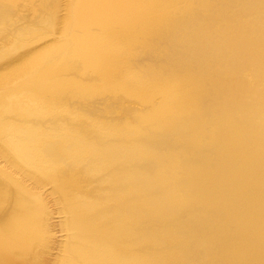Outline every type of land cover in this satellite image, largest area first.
Here are the masks:
<instances>
[{
  "label": "bare ground",
  "instance_id": "1",
  "mask_svg": "<svg viewBox=\"0 0 264 264\" xmlns=\"http://www.w3.org/2000/svg\"><path fill=\"white\" fill-rule=\"evenodd\" d=\"M0 264H264V0H0Z\"/></svg>",
  "mask_w": 264,
  "mask_h": 264
}]
</instances>
